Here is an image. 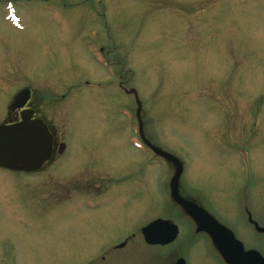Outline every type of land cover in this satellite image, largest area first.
<instances>
[{
  "label": "rangeland",
  "instance_id": "rangeland-1",
  "mask_svg": "<svg viewBox=\"0 0 264 264\" xmlns=\"http://www.w3.org/2000/svg\"><path fill=\"white\" fill-rule=\"evenodd\" d=\"M21 85L57 141L69 136L57 173L104 180L107 194L122 180L116 195L171 199L264 253V0H0V123ZM55 162L29 176L0 168V264L82 256L87 238L62 229L87 212L25 210L49 201ZM207 238L188 264L226 255Z\"/></svg>",
  "mask_w": 264,
  "mask_h": 264
},
{
  "label": "flooded vegetation",
  "instance_id": "flooded-vegetation-1",
  "mask_svg": "<svg viewBox=\"0 0 264 264\" xmlns=\"http://www.w3.org/2000/svg\"><path fill=\"white\" fill-rule=\"evenodd\" d=\"M23 88L28 87L26 85H21L15 92ZM28 89L30 91V98L24 108L31 109L33 111V118H39L46 124L51 135L52 149L49 159L41 165L40 169L23 174L29 176L42 171L53 158V160L56 161L55 173L58 179H56V182H54L55 185L51 187L48 194H45V199L49 201H40V199H36L35 197L32 199V203L30 205L28 204L26 209L25 207L24 209L28 213V207L31 208V211H33L39 219H42L41 217L46 210V208H44L45 210L41 209V207H43L42 205L48 206V204L52 205L57 211H55V214L53 211L54 215L62 216L64 213H67V209H70L72 213L73 211L79 212V210L87 212L83 217L79 216V214L73 217L75 218L72 219L73 222L76 223L75 227L79 228L62 229V232H66L63 234L65 236H69L68 232L70 231L71 237L76 233L75 238H87L89 241L87 246H85L82 256L71 261V264H176L178 259H181L183 264H188V258L186 256L189 250L188 246L192 242H195L200 236L207 238V235L201 227H205L210 231L223 251L228 252V249L232 250L234 263L261 264L256 262L261 258L264 259L262 250H259L260 256L258 255V257L250 253L249 245L246 246L244 239L239 238L234 229H230L227 225H225L224 229H219L215 227L211 219L198 215L193 212L191 208L184 207L183 209L181 206L177 208L175 205L176 203L171 199L162 198L161 205L157 207H153L157 205L156 203L153 204V202H145L146 206H144L142 198L138 196L116 195L124 190V192H127L126 186L123 185L124 182L122 180H116L115 182L118 190L111 194H107L109 187L104 180L69 179L73 173H77L79 170L71 172L70 175L65 174L64 176L57 173L58 170L63 169L65 165V163L61 165V162L65 160L64 157L66 156V159H68L69 151H72L71 142L68 138L69 136L63 138V140L57 141V134L52 132L47 121L36 113L33 107L35 99L31 89ZM20 110L21 109L10 112L16 113L14 115L15 118L11 117L10 121L3 123L11 124L18 121L20 119ZM81 170L83 169L81 168ZM23 183H25V181H23ZM127 197L131 199V201H127ZM129 203H132V205H127ZM110 204L114 206L110 208L108 206ZM147 204H149L150 207H148ZM126 206H129V213L126 211ZM107 209L111 212L109 213ZM149 209L154 211L152 212L153 216L151 215L152 217L150 219L143 222L142 215ZM187 209L191 210L194 215H197L199 221L193 220L186 212ZM155 220H163L168 223L162 227L153 228L152 231L159 234L161 240L167 239L175 233L172 241L163 244H149L145 241L142 229ZM173 226H175L176 229H174ZM182 226L185 229L184 231ZM111 232H113L112 235H110ZM257 232H259V230ZM229 233L235 234L236 236L233 238ZM254 234L256 235V233ZM262 235L264 237V234ZM213 236L209 235L207 241L212 243ZM3 246L5 245L3 244ZM7 246L9 247L8 250H10L9 244ZM262 247L264 248V244ZM215 260L219 264H230L226 255L221 259L215 258ZM262 261L264 264V260ZM5 264H11V261L7 260Z\"/></svg>",
  "mask_w": 264,
  "mask_h": 264
},
{
  "label": "water",
  "instance_id": "water-1",
  "mask_svg": "<svg viewBox=\"0 0 264 264\" xmlns=\"http://www.w3.org/2000/svg\"><path fill=\"white\" fill-rule=\"evenodd\" d=\"M29 96L30 91L27 88L22 89L12 97L7 109L14 111L23 108ZM19 115L20 121L0 125V167L13 171L33 172L40 169L41 165L50 157L51 135L42 120L32 118V110L22 109ZM166 223L168 222L156 220L144 227L142 232L145 241L149 244H163L172 241L175 233L171 237L161 240L159 234L152 231L153 228L162 227ZM173 228L176 229L175 226ZM250 253L253 254V250ZM253 255L258 257L259 254L254 253ZM226 258L230 264H237L233 261L231 249H228ZM260 260L256 263L263 264L262 260L264 259ZM176 264H183V261L178 259Z\"/></svg>",
  "mask_w": 264,
  "mask_h": 264
}]
</instances>
